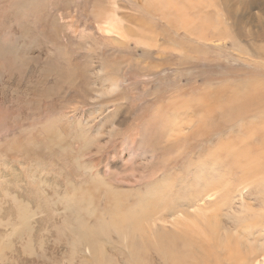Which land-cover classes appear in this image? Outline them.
I'll return each instance as SVG.
<instances>
[{
    "label": "rangeland",
    "instance_id": "rangeland-1",
    "mask_svg": "<svg viewBox=\"0 0 264 264\" xmlns=\"http://www.w3.org/2000/svg\"><path fill=\"white\" fill-rule=\"evenodd\" d=\"M200 18L207 39L189 31ZM254 79L264 84V0H0V264H99L80 225L96 228L102 261L128 264L130 234L109 226L139 195L167 204L148 227L219 208L240 229L253 181L201 151L259 115L209 140L189 133L204 91ZM220 177L231 194L207 189Z\"/></svg>",
    "mask_w": 264,
    "mask_h": 264
},
{
    "label": "bare ground",
    "instance_id": "bare-ground-1",
    "mask_svg": "<svg viewBox=\"0 0 264 264\" xmlns=\"http://www.w3.org/2000/svg\"><path fill=\"white\" fill-rule=\"evenodd\" d=\"M164 10L166 9H163V12H166ZM169 13L166 12V14ZM184 20L186 21L185 18ZM175 23L179 24L177 20ZM204 24L206 23H201L200 18L196 27L193 29L192 26L189 31L207 39L208 35L203 30ZM191 25L192 23L188 27ZM108 27L111 29L108 28V31H117L119 28L116 21L110 22ZM206 28L208 27L206 26ZM225 31L219 36L215 33L216 37H214H227ZM240 49L243 48L240 47ZM262 80L259 82L254 79L253 82H248L243 90L227 88V95L221 94L224 87L204 91L203 96L198 97L201 101L198 110L202 112V115L199 117L197 125L189 133L191 139L209 140L212 133L221 134L222 131H225L232 119H240L245 115L256 113L257 117L259 115V119L243 124L239 134L233 133L226 141H219L214 145L215 147H205L201 151L203 156L208 153V157L203 161L211 163V165H220L221 168L234 169L239 184L243 185L245 181H253L249 183L248 196L242 198L238 205V207L244 206L241 207V211L248 207L246 213L250 214L239 221L240 229H243L245 233L237 226L233 232L226 230L225 228L230 223L219 208L207 212L202 222L180 221V225L175 231L155 226L148 227L146 221L150 220L157 210L167 207V204L162 202L159 196L151 198L153 197L151 195L150 199L146 201L141 198L143 195H139L140 198L137 197L135 204L127 211L120 210V205H117V210H113L112 223L109 226L110 234L111 230L130 234L128 238L130 237L131 244L128 245L129 250L126 253L128 264H159L160 262L163 264H254L258 258L264 257V209L260 206H253L254 201L261 204V199H264V84ZM259 84H262L263 87ZM258 87L261 89L258 90L259 94L255 93ZM212 129L214 130L211 131ZM205 162H203L204 165H206ZM213 181L211 179L206 181L208 190L213 187L212 189H224V192L232 193L235 182L227 190L225 184L218 185L224 182L221 177L214 183L216 186L213 185ZM187 199L191 200L190 197H185V201ZM171 203L175 204L176 201ZM21 218L28 219L26 215ZM80 227L81 231L75 233H81L82 240L91 241L90 244L94 248V254L98 256L99 264H106L107 262L100 258V256L106 257L107 252L103 247L104 244L100 243V235H97L96 228L89 231L86 226L80 225ZM248 238L250 239L246 244ZM1 258L4 257L1 256Z\"/></svg>",
    "mask_w": 264,
    "mask_h": 264
}]
</instances>
